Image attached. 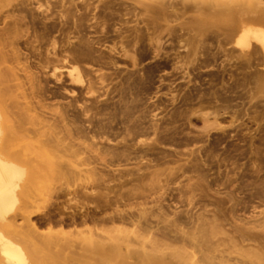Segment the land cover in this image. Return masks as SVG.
Wrapping results in <instances>:
<instances>
[{
	"label": "rangeland",
	"instance_id": "obj_1",
	"mask_svg": "<svg viewBox=\"0 0 264 264\" xmlns=\"http://www.w3.org/2000/svg\"><path fill=\"white\" fill-rule=\"evenodd\" d=\"M22 1L8 0L0 6V31L3 14ZM151 2L128 0L131 12L140 3ZM190 15L192 19L195 11ZM129 18L132 31L141 27L146 32V22L140 16L131 14ZM27 20L18 31L0 33V110L4 122L0 153L27 168L23 184L29 187L33 202L28 210L39 222L40 232L55 225L47 223L49 216L61 219L56 202L74 198L73 206L83 203L86 188L99 189L111 173L135 170L147 175L137 185L124 188L128 195L122 202L126 206L118 209L131 210L147 201L148 209L139 214V226H130V232H125L112 223L90 224L98 226V236L116 241L126 238L132 251L154 253L159 247L156 252L160 256L178 252L177 264H208L205 255H221L234 264H264V140H260L264 129L236 121L233 112L210 114L209 109L196 104L197 94L225 93L228 76L211 77L209 69H197L188 62L181 67L164 59L158 64L150 62L152 53L147 50H184L172 38L173 29L186 19L170 18L162 22L163 27L155 28V39H139L133 49L145 50L138 53L137 61L124 57L111 60L112 52L106 51L101 59L82 57L40 66L36 64V49L26 43L34 27L31 18ZM191 26L193 34L202 30L203 38L217 30L205 22ZM19 46L26 49L17 60L13 50ZM212 67L217 71L219 64ZM28 72L38 74L39 84L28 80ZM64 88L70 92L65 94L61 91ZM42 101L48 104L44 124L36 123L27 107H37ZM86 127L90 129L82 131ZM88 132L109 135L113 142L100 145V154ZM148 146L159 147L157 156H149L157 159L153 163L146 161L143 152ZM82 170L91 171L87 178L80 175ZM63 184L70 187L71 196L60 195ZM114 209L116 206L108 211ZM164 210L169 217L163 215ZM190 214L202 217L198 228L190 223ZM154 221L158 227L151 229ZM18 223L26 221L20 216ZM64 227L78 232L88 226L69 222ZM191 229V238H176Z\"/></svg>",
	"mask_w": 264,
	"mask_h": 264
},
{
	"label": "bare ground",
	"instance_id": "obj_2",
	"mask_svg": "<svg viewBox=\"0 0 264 264\" xmlns=\"http://www.w3.org/2000/svg\"><path fill=\"white\" fill-rule=\"evenodd\" d=\"M6 2L8 0H0V6L4 7ZM194 11L196 15L190 19V14ZM131 14L140 16L142 22H146V32L141 27L134 28V31L130 29ZM173 17L186 19L176 30L173 29L172 38V42L176 45L180 43L184 50L164 53L159 49L147 50L152 53L150 62L158 64L164 59L176 67L188 62L197 69H209L207 73L211 77L228 76L229 81L223 85L225 93L215 91L197 94L196 104L200 109H209L210 114L224 115L233 112L236 121L255 123L264 129L261 124L264 121V0H210L196 5L191 4L190 0H153L151 3H140L133 12L128 0H23L3 14L1 19L4 27L0 33L18 31L31 18L34 27H31L32 37L26 43L36 49L39 59L36 64L39 66L53 62L68 63L82 57L101 59L106 51L112 52L111 60L124 57L137 61L138 53L145 49H133L136 47L135 43L144 36L155 39L158 33L155 28L163 27L162 22ZM201 22L214 25L217 30L207 34L205 38L202 37V30H196L193 34L191 24ZM109 42L113 44L110 45ZM24 49L26 48L22 46L15 47L14 58L21 59ZM213 63L219 64L217 71L212 70ZM36 75L38 74L27 75L33 85L39 84ZM189 77L191 79L190 75ZM230 80L234 82L231 83ZM160 87H157V92ZM61 91L65 94L70 92L67 88ZM151 100L156 105V100ZM31 105L27 107L33 112L32 117L36 123L44 124L47 119L44 109L48 104L42 101L37 107ZM62 116L66 117L64 113ZM32 123L35 124V121ZM152 127L157 129L154 123ZM3 129L0 110V138ZM88 129L90 127L82 128V131ZM90 132L89 139L100 154V145L113 142L109 135L100 136ZM197 139L196 136L192 138L193 141ZM260 140H264V137H260ZM143 152L146 161L153 163L157 159L149 156H157L159 147L148 146ZM89 172L91 171L82 170L80 175L87 178ZM27 175L25 166L0 153V264H177L178 252L160 256L156 252L159 247L154 248V253L146 250L132 251L126 238L116 241L108 236H98V226H90L92 223H112L125 232H130V226H139V214L148 209L147 201L137 203L131 210L118 208L126 206L122 202L128 195L124 188L129 184L137 185L147 174L135 170L114 172L99 189L86 188L82 193L83 203L79 201V204L73 206L71 202L76 200L74 198L56 202V212L61 219L49 216L47 223L55 225L45 233L40 232L39 222L34 221L32 212L28 210L33 202L29 187L23 184L27 181ZM59 193L61 196L73 194L65 184L61 186ZM113 206L117 209L109 212L108 209H113ZM163 215L170 216L165 210ZM20 216L26 224L18 223ZM201 219L202 217L189 215L190 223L195 228L202 224ZM69 222L72 225H87V230L66 231L64 226ZM59 224H62L61 228L57 227ZM157 227L155 221L150 224L151 229ZM192 232L194 231L191 229L176 238H191L194 236ZM204 259L208 264H234L221 255H205Z\"/></svg>",
	"mask_w": 264,
	"mask_h": 264
}]
</instances>
